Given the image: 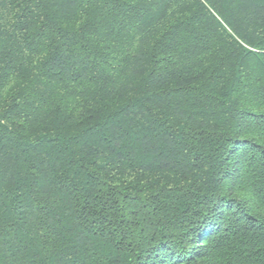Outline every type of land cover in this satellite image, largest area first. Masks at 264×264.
Wrapping results in <instances>:
<instances>
[{"label": "trees", "instance_id": "trees-1", "mask_svg": "<svg viewBox=\"0 0 264 264\" xmlns=\"http://www.w3.org/2000/svg\"><path fill=\"white\" fill-rule=\"evenodd\" d=\"M0 264H264V0H0Z\"/></svg>", "mask_w": 264, "mask_h": 264}]
</instances>
